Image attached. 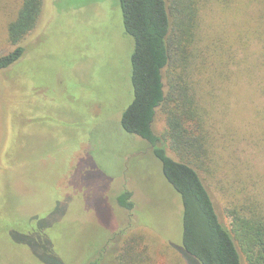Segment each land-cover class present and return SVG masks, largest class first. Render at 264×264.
<instances>
[{
	"label": "rangeland",
	"instance_id": "obj_1",
	"mask_svg": "<svg viewBox=\"0 0 264 264\" xmlns=\"http://www.w3.org/2000/svg\"><path fill=\"white\" fill-rule=\"evenodd\" d=\"M21 1L0 0V55L14 48L7 26ZM208 1L201 32L219 44L230 34L235 55L229 78L201 83L219 152L210 190L229 225L221 189L237 198L246 186L264 199L263 47L252 39L244 52L239 39L249 22L258 29L251 14L260 5ZM22 44L23 57L0 70V264H116L121 246L140 236L151 264H188L177 247L180 195L149 142L121 126L134 96V38L119 0H44ZM166 129L159 111L155 130L172 154ZM124 190L132 211L116 200Z\"/></svg>",
	"mask_w": 264,
	"mask_h": 264
},
{
	"label": "trees",
	"instance_id": "obj_2",
	"mask_svg": "<svg viewBox=\"0 0 264 264\" xmlns=\"http://www.w3.org/2000/svg\"><path fill=\"white\" fill-rule=\"evenodd\" d=\"M43 1H21L7 26L8 39L14 48L0 55V70L23 57L26 48L22 42L36 27ZM222 1L227 7L232 6V0ZM249 1L260 5L259 14H251L258 29L252 31L255 23L249 22L251 32L240 34V46L245 52L252 39L258 40L263 47L258 64L264 68V0ZM119 2L125 29L134 38L131 56L134 96L122 113L121 126L149 142L161 161L164 177L180 195L182 233L177 247L188 264H264V199L258 192L252 196L246 186L242 187L245 196L237 192V198L221 189L226 198V214L231 218L227 225L209 184L215 182L213 177L218 171L216 167L214 174L212 166L218 163L219 152L215 125L201 96V83L209 78L215 86L214 77L218 80L231 76L229 66L235 55L233 42L227 40L230 34L219 44L215 38L210 42L201 32L202 8L208 0ZM159 111L166 117L167 129L162 135L173 155L155 130ZM116 200L126 210L135 207L130 190L119 193ZM130 240L121 246L114 262L151 264L152 251L144 237ZM88 264L102 262L94 258Z\"/></svg>",
	"mask_w": 264,
	"mask_h": 264
}]
</instances>
